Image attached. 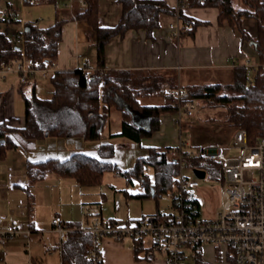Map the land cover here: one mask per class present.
Returning a JSON list of instances; mask_svg holds the SVG:
<instances>
[{"label": "trees", "instance_id": "obj_1", "mask_svg": "<svg viewBox=\"0 0 264 264\" xmlns=\"http://www.w3.org/2000/svg\"><path fill=\"white\" fill-rule=\"evenodd\" d=\"M61 0H37L38 3L59 4ZM86 4L77 9L75 17L86 20L96 31L97 67L58 69L52 76L53 92L50 97H41L36 91L24 96L25 123L17 127L11 118L0 120V152L24 147L46 137L61 139H101L111 110L115 107L122 113L121 134L137 143L152 136L161 127L163 112H176L178 99L169 93L160 95L164 85L176 87L175 75L155 70L107 69L106 46L114 36H124L130 29H145L150 38L160 26V14L169 13L179 17L181 34L192 36L199 25L209 24L184 13V8L173 7L166 0H119L123 10L119 22L114 26L99 23V0H83ZM189 0L191 6H215L219 8L218 22H228L242 32L243 40L252 41L259 54V64L235 67L233 83H210L186 86L189 99L215 104H226V118L238 129H245L250 142L264 136V0ZM257 20L258 35L252 37L243 27V18ZM65 19H56L48 26L30 24L26 33L34 42L26 47V55L45 65L56 60ZM23 52L8 36L7 30L0 31V62H11ZM157 96V97H156ZM156 97L161 102L147 103ZM241 102V105L236 104ZM144 115L150 120L144 127L136 122V116ZM111 143H103L105 145ZM172 148V147H166ZM148 166L154 167L155 179L150 181L145 173ZM107 170L125 176L129 183L133 178L145 180L146 189L137 196L156 197L174 188L179 173L178 162L168 161L162 149L146 147L130 169H122L117 163L100 156L73 152L69 157H49L39 161H28L31 183L44 179L49 172L72 177L82 185L99 184ZM153 189V190H152ZM34 197L29 190L32 209ZM159 209V208H158ZM160 211V209H159ZM114 222V221H112ZM65 225L70 229L68 239L61 242L62 264H95L91 257L95 245L94 234L78 222ZM100 243V240L98 241ZM136 253L143 249L137 239ZM32 264H47L42 258L34 257ZM103 264V261H102ZM201 264H209L201 262ZM231 264H239L231 257Z\"/></svg>", "mask_w": 264, "mask_h": 264}, {"label": "crops", "instance_id": "obj_2", "mask_svg": "<svg viewBox=\"0 0 264 264\" xmlns=\"http://www.w3.org/2000/svg\"><path fill=\"white\" fill-rule=\"evenodd\" d=\"M166 1L173 7L179 5V0ZM237 5H241L240 0ZM55 6V20L65 19L56 58L58 69L84 68L87 57L96 68L97 33L86 20L75 17L77 9L85 6L82 0H61ZM99 9V23L102 26H114L121 18L123 7L119 0H99ZM184 13L209 21V24L199 25L192 36L176 35L169 25L177 22L178 17L163 12L159 18L160 26L155 29L153 38L147 35L145 29H130L124 36L111 38L106 46L107 69L162 71L175 75L177 86H189L233 83L238 64L251 67L259 64V54L253 42L243 40L242 32L228 22H218V7L188 4L184 7ZM243 27L252 37H257L256 19L244 17ZM18 77L16 73H9L5 77L0 75V120L16 118L11 123L22 127L25 123L24 96L44 90L46 79L37 75L29 78L26 83H21ZM167 89L171 88L168 86ZM175 115V112H163L160 129L152 136L143 138L142 147L146 149L156 146L164 149L180 145L184 138L174 123ZM136 121L144 127H148L150 123L149 118L144 115L136 116ZM121 129L120 126L107 135L103 132L101 140L120 138L123 136ZM52 142L55 151L39 149L37 141L34 145L26 143L22 148L8 149L4 155L0 152V230L10 222L18 223L19 226L13 239L0 243V264H32L34 257L42 258L47 264H62V240L53 224V218L57 215L66 224L78 222L82 227H89L106 221L126 223L157 213L172 212V209L159 211L157 208L153 213L134 217L129 215L121 218L118 214L103 216L102 210H94L92 189L72 177L49 172L44 179L31 183L28 174L29 159H65L73 152L99 156L87 147L91 144L87 140L53 137ZM72 145L75 147L68 148ZM29 190L34 197L32 209ZM201 191L200 188L198 195L202 202ZM220 206L211 217L217 215ZM204 207L206 206L202 202L203 211ZM138 240L143 247L139 257L135 248L136 238L117 240L113 236H104L100 244L103 264H168L163 255L154 251L151 237ZM231 257L234 256L225 247L204 244L196 251L190 264H231Z\"/></svg>", "mask_w": 264, "mask_h": 264}, {"label": "built area", "instance_id": "obj_3", "mask_svg": "<svg viewBox=\"0 0 264 264\" xmlns=\"http://www.w3.org/2000/svg\"><path fill=\"white\" fill-rule=\"evenodd\" d=\"M28 1L37 3V0ZM82 3L86 4L83 0ZM188 4L189 0H179L178 6L184 8ZM0 12L13 20L18 10L8 6ZM30 24L41 25L40 19L25 22L23 28L14 34L12 40L23 55L11 62H0L2 77L16 73L21 83H26L37 75L51 77L58 70L57 60H49L41 65L26 55L27 45L35 40L26 33V27ZM169 26L176 35L183 30L179 17ZM84 68L95 69L89 57L85 58ZM168 93L178 99L177 122L183 116L190 118L195 114L200 104L195 99H189L186 86L171 88ZM232 145L240 148L241 153L231 154L215 142L189 148L188 142L182 141L178 146L162 149L168 161L179 164V173L171 190L172 212L157 213L126 223L106 221L86 227L96 240L91 254L94 263L102 264L101 239L109 235L117 240L151 237L154 251L163 255L168 264H190L196 251L204 244L229 249L239 264H264V136L250 142L247 131L238 129ZM186 169H192L195 175L199 169L205 175L191 178L186 175ZM204 177L222 183L224 200L214 217L203 215L198 191ZM139 186L146 189L144 179L139 180ZM53 224L61 240H67L70 229L63 218L57 215L53 218ZM18 231V223H8L0 230V243L13 239Z\"/></svg>", "mask_w": 264, "mask_h": 264}, {"label": "rangeland", "instance_id": "obj_4", "mask_svg": "<svg viewBox=\"0 0 264 264\" xmlns=\"http://www.w3.org/2000/svg\"><path fill=\"white\" fill-rule=\"evenodd\" d=\"M8 6L17 9L18 13L13 17V20H10L2 16L0 12V30L7 29L8 36L11 39H13L14 34L23 28L24 23L27 21L38 18L40 19L41 25L48 26L56 18L55 4L30 3L28 0H0V10ZM38 76L42 77L41 75ZM42 78L46 79V88L38 91V94L42 97H50L53 92L51 77ZM167 87L166 85L164 86L160 95L168 93L169 89ZM156 97H152L146 100V102L155 103L162 101V98ZM198 102L200 105L192 117L188 118L183 116L180 122H174L177 130L184 138V142H188L189 148L215 142L225 147V149H228V152L231 154L241 153L240 148L232 145L238 128L226 118L228 105L215 104L202 100ZM236 104L241 105V102H236ZM22 105L24 106L23 102ZM121 122L122 113L114 107L109 114L104 133L107 135L109 132H115L121 126ZM52 139L53 137L50 136L40 140L39 149L55 151L52 147ZM87 141L91 143L87 146L89 149L97 152L101 158H106L117 163L122 169L132 168L137 158L145 150L141 143H137L126 136H121L120 138L111 137V140L108 139L105 141L101 139ZM103 143H111V145L106 144L103 146ZM73 147L75 146L72 145L68 148ZM145 173L149 175L150 181L153 182L155 179L154 167L148 166L145 169ZM185 173L191 178L198 176L194 174L192 169H186ZM139 180L140 178L134 177L133 182L129 183L127 178L122 174L107 170L104 173L102 183L86 185L89 189H92V195L95 200L93 203L94 210H98L99 212L102 210L103 216L118 214L121 218H127L129 215L134 217L142 215L143 213H153L157 208L165 211L172 209L171 190L162 193L158 198H141L137 195L144 190L140 188ZM200 188L202 189L201 192H203L201 195L202 202L206 206L204 207L203 215L205 217H211L224 200L222 183L221 181L204 177L201 179Z\"/></svg>", "mask_w": 264, "mask_h": 264}, {"label": "water", "instance_id": "obj_5", "mask_svg": "<svg viewBox=\"0 0 264 264\" xmlns=\"http://www.w3.org/2000/svg\"><path fill=\"white\" fill-rule=\"evenodd\" d=\"M29 29V26H27L26 27V30H28ZM138 124H140L138 121H136ZM196 173H197V175L198 176H201V177H203L204 175H205V172L204 171H202V170H196ZM153 190V189H152Z\"/></svg>", "mask_w": 264, "mask_h": 264}]
</instances>
